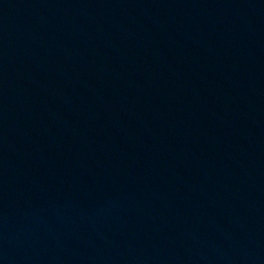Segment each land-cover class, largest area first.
I'll return each mask as SVG.
<instances>
[{
  "label": "water",
  "instance_id": "1",
  "mask_svg": "<svg viewBox=\"0 0 264 264\" xmlns=\"http://www.w3.org/2000/svg\"><path fill=\"white\" fill-rule=\"evenodd\" d=\"M0 264H264V0H0Z\"/></svg>",
  "mask_w": 264,
  "mask_h": 264
}]
</instances>
